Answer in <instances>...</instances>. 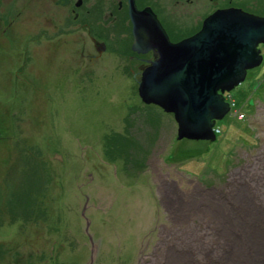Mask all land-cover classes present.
<instances>
[{
    "label": "rangeland",
    "instance_id": "obj_1",
    "mask_svg": "<svg viewBox=\"0 0 264 264\" xmlns=\"http://www.w3.org/2000/svg\"><path fill=\"white\" fill-rule=\"evenodd\" d=\"M8 1L28 14L22 0ZM39 3L37 23H16V44L0 39L8 59L0 62V264H197L195 253L211 258L213 234L224 224L210 215L220 211L215 204L234 209L238 199L264 195V44L258 45L262 63L228 93L234 103L216 121L215 140H177L172 114L142 102L136 66L130 70L109 51L83 58L89 37L77 39L68 9ZM104 11V29L91 24V31L112 52L121 31ZM43 22L47 32L40 31ZM24 30L39 32L30 42L18 38ZM24 46L38 54L32 84L22 80L27 71L16 78L22 63L11 60ZM236 109L242 119L233 116ZM111 134V144L127 143L120 147L134 167L107 155Z\"/></svg>",
    "mask_w": 264,
    "mask_h": 264
},
{
    "label": "water",
    "instance_id": "obj_2",
    "mask_svg": "<svg viewBox=\"0 0 264 264\" xmlns=\"http://www.w3.org/2000/svg\"><path fill=\"white\" fill-rule=\"evenodd\" d=\"M130 9L137 36L134 48L145 37H157L158 45L157 60L142 72L141 100L173 114L177 140L214 141L215 121L230 110L223 93L262 62L258 45L264 44V16L222 10L208 17L196 36L172 43L149 8L137 10L130 0ZM144 21L154 26H142ZM217 28L224 34H217Z\"/></svg>",
    "mask_w": 264,
    "mask_h": 264
},
{
    "label": "flooded vegetation",
    "instance_id": "obj_3",
    "mask_svg": "<svg viewBox=\"0 0 264 264\" xmlns=\"http://www.w3.org/2000/svg\"><path fill=\"white\" fill-rule=\"evenodd\" d=\"M25 5L30 7L28 14H24L23 9L19 4L9 2L8 0H0V39L8 40V43L13 42L16 44L17 33L15 25L18 20L24 19L29 21L32 25L34 19L37 23V10L36 6L39 2L43 4L48 3L54 4L57 7L68 9V15L71 17V21L75 27L69 26V28L75 32L77 39H82L88 34L91 47L85 46V41L82 48V57H98L103 54H107L113 57L114 60L117 58L120 60L128 61L130 70L136 66L137 72L135 74H142L143 70L152 65L158 56L156 52L158 48L149 49L146 43L137 45L134 48V35H133V23L129 17V0H22ZM135 8L137 10H144L149 8L154 14L158 21L159 28H163L168 39L172 43H178L182 40L190 38L194 34L198 33L204 21L209 15L217 10L226 9H240L247 13L264 16V0H133ZM89 5L91 8H85ZM44 6V5H43ZM105 7H110V10L104 11ZM103 11L111 16L108 24L114 28V31L121 33L117 36V41L120 45H116L114 51H110L108 41L91 31V24H94L99 30L104 29L103 23ZM33 13V14H32ZM28 15V16H27ZM24 16V18H22ZM82 16H86L90 21L87 22L82 20ZM54 19V18H53ZM107 19V18H105ZM151 22V21H150ZM50 23V21H49ZM67 21L66 24L67 25ZM46 24L40 27L42 31ZM142 26H154L153 24L144 21ZM33 29V28H32ZM88 29V30H87ZM47 32V29H44ZM39 31L30 30L23 31L19 35V39L29 37L30 42L34 41ZM5 40V41H6ZM151 43L157 44V37L151 40ZM7 44V43H6ZM7 45L0 43V62L8 60L5 51ZM12 47V46H11ZM108 49V50H107ZM87 50V55L85 51ZM92 52V53H91ZM102 52V53H101ZM13 51L9 53L11 56ZM17 52L11 56V60L14 62L15 59L21 60L17 71V77L20 79L23 72L27 71V77H22V80L31 79V84L37 81V52L36 47H21L18 57ZM1 66V65H0ZM1 71V70H0ZM14 185H18V180L14 182Z\"/></svg>",
    "mask_w": 264,
    "mask_h": 264
},
{
    "label": "bare ground",
    "instance_id": "obj_4",
    "mask_svg": "<svg viewBox=\"0 0 264 264\" xmlns=\"http://www.w3.org/2000/svg\"><path fill=\"white\" fill-rule=\"evenodd\" d=\"M131 9H130V0H129L128 14L132 21V18L130 16V12L132 11ZM220 11L222 10H217L211 15H209L208 17L213 16L215 13L220 12ZM223 26L224 27H221V28H226L225 25ZM221 28H217L218 30L216 31L217 34L219 35L224 34V32L220 30ZM197 34L198 33L194 34L191 37H194ZM133 35H134V40H135L137 36H135V33H134V23H133ZM232 40L233 42H235L234 38H232ZM140 42L146 43L149 49L158 47L157 44L151 43V40L149 39V37L143 38V40ZM260 55L263 61V56L261 52H260ZM0 70L4 72V67L0 66ZM249 70L250 69H248L247 72ZM247 72H246V76H247ZM229 92H224L223 96L224 98L229 97L230 101H227V100L226 101L231 102L233 104L234 102H233L232 96L228 94ZM218 93L220 94V92ZM150 105H153V104H150ZM229 112L230 110L228 111V113ZM167 114H171V113H167ZM224 116L221 119H223ZM233 116L237 117L238 119H242L244 115H242V112L239 113V110L236 109L233 113ZM221 119H218V120H221ZM216 121L213 126L215 137L217 135V132L220 131V128L216 126ZM177 129H178V126H177ZM204 141H207V140H204ZM260 177H261L260 184H263L262 175H260ZM256 199L257 200H250L248 198L238 199L235 202L234 209H227V208L222 207L219 204H215L216 206L220 208V211L216 213H210V215L216 216L217 218L222 219L224 222V224H221L220 226L217 227L221 229L222 231L217 232L216 234H213V238L217 246L216 248L211 247L210 251H208L209 256L211 258H205V256L203 257L199 253H195L193 255L194 258H192L191 260H193L197 264H264V195L263 193H260L256 197ZM20 219H22V215ZM206 237L211 238V236L209 235H207ZM211 251H214V252L211 253Z\"/></svg>",
    "mask_w": 264,
    "mask_h": 264
},
{
    "label": "trees",
    "instance_id": "obj_5",
    "mask_svg": "<svg viewBox=\"0 0 264 264\" xmlns=\"http://www.w3.org/2000/svg\"><path fill=\"white\" fill-rule=\"evenodd\" d=\"M113 138H114L113 134H111V135H109V136H107L105 138V140H106L105 141V145H106L105 149L108 151L107 155H111V156H115L116 155V156L122 157L124 159L123 166H124L125 169H127V167L129 165L132 166L134 164V159L133 158H131L129 156H127L126 158H124V154L123 153H125V152L120 147L122 144H127V143L120 142L118 140H114V143L111 144V139H113ZM109 149L114 154L110 153L109 152ZM132 167H134V166H132Z\"/></svg>",
    "mask_w": 264,
    "mask_h": 264
}]
</instances>
